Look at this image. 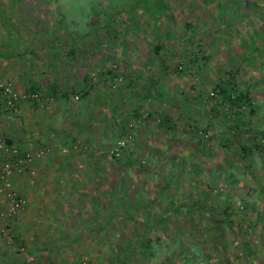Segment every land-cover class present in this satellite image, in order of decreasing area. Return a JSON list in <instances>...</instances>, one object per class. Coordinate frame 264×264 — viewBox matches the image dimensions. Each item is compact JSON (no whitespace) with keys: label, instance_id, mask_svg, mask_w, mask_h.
Masks as SVG:
<instances>
[{"label":"rangeland","instance_id":"obj_1","mask_svg":"<svg viewBox=\"0 0 264 264\" xmlns=\"http://www.w3.org/2000/svg\"><path fill=\"white\" fill-rule=\"evenodd\" d=\"M216 1L0 0V78L9 82L20 95H24L29 85L35 82L41 88L38 94L44 98L34 101L36 106L30 102L32 99L21 100L13 115L0 116V143L26 147V138L33 139L31 125L37 128V124L41 130L44 125L59 130L62 126L64 131L69 130L67 138L70 139L62 145L56 143L55 147L44 144L46 151L33 163L31 171L15 176L16 189L26 196L28 205L6 223L5 232L0 236V264L18 263L24 258L28 264L27 261H35L37 257L46 264H110L106 254L114 240L109 242L110 236L101 235L98 226L105 224L106 215L116 205V193L129 196L134 193V201L144 193L151 198L157 182L153 174H171L179 167L182 158L189 163L186 166L188 172L190 168H202L203 165L208 170L223 171L228 167V158L231 161L232 157L225 159L228 153L224 151L227 150L219 147L216 139L210 144L205 141L209 148L204 147L199 136L185 130L184 109L187 104L182 106L174 102V98L185 100L187 96L188 103L191 101L189 97L199 92V89L192 90L190 76L175 78L168 73L161 74V57H180L186 47V40L183 42L182 38L186 35L183 34L185 24L198 21L196 29L200 27L206 37L211 38L208 45L210 60L202 69L204 86L212 87L217 72L234 71L239 67L241 73L237 81L257 84L253 91L264 102V51L254 59H246L264 36V11H247L253 1L247 0L242 11L250 16L253 12L254 16L246 15L229 28L215 32L217 20L212 22L210 17L219 15ZM156 45H159L158 51ZM50 47L55 50L50 51ZM69 49H73L72 52ZM99 66L115 70L117 76L99 81L95 73ZM85 75L91 84L87 98L80 100L74 93L75 102H62L56 92L55 96L48 90L55 80L63 83L62 88L67 85L77 90ZM159 78L164 80L166 91H163L161 100H155L151 105L154 108L157 104L159 110L175 117L177 127L170 134L150 119L147 129L135 131L136 141L131 146H136V157L147 173L139 175V169L129 170L126 166L123 170L111 160L107 156L108 149L114 143L118 121L130 120V110L135 105L145 116L150 105L144 101L138 103L143 96L135 92L136 88L133 91L132 86L135 84L148 90V86L156 85ZM110 82L117 85L115 94L113 90L106 92ZM206 109L200 104L194 105L190 116L201 124L209 115L208 106ZM218 121L212 118L214 127H210V132H218L221 126ZM4 137L12 144H6ZM208 150L214 154L201 152ZM65 157L68 158L62 164ZM209 172L203 170L200 178L207 179ZM241 173L237 170L234 176ZM149 174L151 176L147 178ZM223 174L217 178L220 185V181L225 182ZM135 175L137 177L131 179ZM187 178L185 176L184 190L179 192L180 201L185 200L186 194L193 197L187 198L195 199L197 182ZM242 183L227 187V190L234 189L233 202L238 201L239 191L236 189ZM82 193L89 195L85 200H77V195ZM2 202L0 200V205ZM92 217L99 225L87 232L82 223ZM119 227L126 230L123 225ZM110 233L114 238L117 229ZM256 243L255 257L258 264H264V240L260 243L256 240ZM17 246L23 247L21 252L8 251V248L17 249ZM231 256L229 263L235 264L237 257Z\"/></svg>","mask_w":264,"mask_h":264},{"label":"trees","instance_id":"obj_2","mask_svg":"<svg viewBox=\"0 0 264 264\" xmlns=\"http://www.w3.org/2000/svg\"><path fill=\"white\" fill-rule=\"evenodd\" d=\"M179 1L189 2V0ZM201 1L208 2V0ZM245 4H247V0H217L216 7L219 15L218 17H210L212 22L217 20L218 27L215 32L218 29L221 31L229 28L236 21L243 20L246 15L250 16V13L245 10L242 11V6ZM260 4L261 7H258ZM249 7L250 10L247 11L263 12L264 0H253ZM253 16L252 12L250 17ZM250 21L252 22L251 19ZM185 25L186 31L183 34L186 35L182 37L183 42L186 40L185 51L180 57L170 58L168 56V59L166 56L161 57V74L165 76L168 73L175 78L190 76L189 84H191L192 90L199 89V92L195 96L190 95L193 98L189 97L191 101L188 103H186L188 101L187 96L185 100L174 98V102L180 103L182 106L187 104L184 109L187 120L185 130L196 134L197 137L199 136V142L201 141L204 147H208V144H204L205 141L210 144L211 140L214 142L216 139L219 147L227 150L224 151L225 154L228 153L225 159L230 156L232 158L231 161L228 158L229 164L227 168H224L225 171L220 169L208 170L206 165H203L202 168H190L189 172L186 170L189 163L185 158H182L178 164L179 167L175 169L176 171L173 170L171 174H153L157 177V182L151 191V198L148 197V193H144L145 195L139 197L138 201H134V193L131 196L124 195L125 193L122 195L116 193V205L106 215L105 224H102L101 227L98 226L102 230L101 235L110 236L109 242L114 240L109 245L110 250L106 254V260L110 264H234L229 263L231 255L237 257L235 264H258L255 257L257 252L256 240L258 243L264 240V179L261 181L258 179L262 176L264 178V102L261 100V96L253 91L257 84L251 85L237 81V76L241 73L239 67L234 71L217 72V80L212 83V87H205L202 81V69L205 67L206 61L210 60L208 45H210L209 40L211 38L206 37V33L202 32L200 27L196 29L198 21L196 24L189 21ZM49 49L50 51L55 50L54 47ZM253 49L252 53L246 55L247 60L254 59L257 54H262L264 36ZM69 50L72 52L73 49ZM155 50H159V45H156ZM95 73L101 82H104L108 76H110V80L117 76L115 70L103 66H99ZM200 76L201 78H199ZM87 77L88 75H85L77 90L76 87H68L65 84L62 88L63 83L59 80H55L54 84L48 87V90L53 93L56 92L58 99L62 102H75L76 94L80 100L87 98L90 94L91 84H88L90 79ZM163 81L159 78L156 85L148 86V90L130 82L132 85L134 84V87L132 86L133 91L136 88L135 92L143 96L142 99L139 98L138 103L144 101L150 105L145 116L141 115V108L135 105L130 110V120L120 119L118 121L114 143L112 142L113 144L108 149L109 155H106L116 164H119L123 170L127 166L129 170L139 169V175H147L139 157H136V146L134 144L131 146L132 142L136 141L134 137L136 130L147 129L151 120L157 127L166 129L170 134H172V129L177 127L174 121L175 117H171L166 111L159 110L157 104L154 105V108L152 106L155 100L163 98L162 94L165 90ZM199 83L202 85L199 86ZM116 86L114 82H110L107 85L110 90L107 89L106 92L113 90L115 94V91H118ZM40 89L37 83L32 82L27 88V92L38 93L37 91ZM74 93L76 94L73 95ZM30 102L36 106L35 103L38 101ZM21 103L20 101L14 107L4 109V113L13 115ZM199 104L205 109L208 106V110H210L209 115L205 118L206 121L201 124L200 121L190 116L193 106ZM4 113L2 112L0 116ZM10 118L12 119V117ZM212 118L220 120L218 123L221 126L217 133L209 131L210 127H214V125L212 126ZM205 135L207 136L205 137ZM67 140L70 139L67 138L65 141ZM3 141L6 144H12V141L7 137H4ZM16 147L22 151L25 149L33 151L38 148L44 149L46 146ZM127 151L129 152L127 153ZM201 152L209 155L213 151ZM133 156L135 157L133 158ZM216 156L220 157V154L216 153ZM67 158H63L61 163L65 164ZM203 170L210 171L207 179L200 178ZM237 170H241L242 173L239 176H234ZM24 172L28 174L30 171L25 169ZM222 172L225 182L220 181V185L217 178ZM150 176L149 174L147 178ZM185 176L197 182V192L194 195L195 199H189L193 197L186 194L185 200L180 201L178 196L179 192L184 190ZM136 177L137 175L131 179ZM202 181L206 184L199 185ZM241 181L244 183L239 189H236L239 191L238 201L234 200L233 202L231 197L234 195V189L227 190V187L236 185ZM20 195L26 200L25 195L21 193ZM88 195L78 194L76 199L85 200ZM112 198H114L113 195ZM27 205L26 200L24 208L16 214L24 211ZM5 207V202H2L0 210ZM15 215L7 219L6 223ZM82 225L88 232L90 228H96L99 222L92 217L83 220ZM120 225L125 226L126 230L120 228ZM114 228L117 229V233L113 238L110 232ZM126 235L129 236V240ZM0 236L3 235L0 234ZM20 242L24 244L22 241ZM18 246L17 249L8 248V251L19 253L23 247ZM36 259L32 262L27 261V263L46 264L40 262L39 257ZM24 261H26L25 258ZM24 261L18 263L8 261V264H25Z\"/></svg>","mask_w":264,"mask_h":264},{"label":"built area","instance_id":"obj_3","mask_svg":"<svg viewBox=\"0 0 264 264\" xmlns=\"http://www.w3.org/2000/svg\"><path fill=\"white\" fill-rule=\"evenodd\" d=\"M27 98L34 101L44 100L38 93L26 92L24 95H20L9 82L0 78V114L4 113V109L14 107L18 102ZM43 151L46 150L30 151L25 149L22 151L16 146H6L4 143H0V154L3 153V159L0 161V200L6 204V207L0 210V234L3 235L5 232L6 220L26 205V200L14 185L15 176L23 173L25 169L31 171L35 160L43 156Z\"/></svg>","mask_w":264,"mask_h":264},{"label":"crops","instance_id":"obj_4","mask_svg":"<svg viewBox=\"0 0 264 264\" xmlns=\"http://www.w3.org/2000/svg\"><path fill=\"white\" fill-rule=\"evenodd\" d=\"M6 114L7 113L5 112V115ZM31 129H32L33 139L26 138V141H25L26 147H35V146L39 147L40 145L44 146V144L45 145L51 144L55 147L56 143L62 145V142H64L67 139V134L69 133V130L64 131V129H62V126H61V129L59 130L55 128L51 129L48 125H44V128L41 130L39 124H37V128L31 125ZM65 132H66V135H65Z\"/></svg>","mask_w":264,"mask_h":264}]
</instances>
